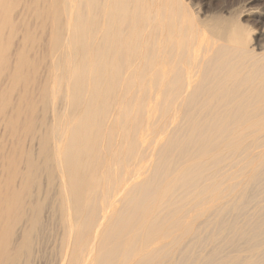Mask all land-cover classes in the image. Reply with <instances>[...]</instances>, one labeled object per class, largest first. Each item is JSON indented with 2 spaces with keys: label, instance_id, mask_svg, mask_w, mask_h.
<instances>
[{
  "label": "bare ground",
  "instance_id": "1",
  "mask_svg": "<svg viewBox=\"0 0 264 264\" xmlns=\"http://www.w3.org/2000/svg\"><path fill=\"white\" fill-rule=\"evenodd\" d=\"M235 26L182 0H0V264L30 252L40 164L64 229L55 264H264V219L215 223L264 181V52ZM35 133L40 161L23 139L7 150ZM235 235L239 255L219 256Z\"/></svg>",
  "mask_w": 264,
  "mask_h": 264
},
{
  "label": "rangeland",
  "instance_id": "2",
  "mask_svg": "<svg viewBox=\"0 0 264 264\" xmlns=\"http://www.w3.org/2000/svg\"><path fill=\"white\" fill-rule=\"evenodd\" d=\"M182 2L186 5L187 9L190 11V13L195 17V19L198 22H201V21H203V22L210 21V23L218 22L219 24L225 26L227 29H228V27L231 26L232 22H234L236 24L235 28L238 29L239 35L246 41L247 46H249L250 49L254 50V52L256 54H261L264 52V0H182ZM31 19H32V17H31ZM33 21L34 20H31L30 23H34ZM46 38L48 39V37H46ZM48 41H49V39H48ZM47 44L48 43H46L42 46L41 51L39 52L40 54H38V57L40 58V60L43 59L44 63L42 64L43 60L40 61V64L42 66L40 65V67H38L36 69H37V75H38L37 77H38L39 84H41V83L44 84L43 80H45V78H46L47 82L49 79V82L52 85V82H51L52 79L48 76V74H46V71H45V66H46V64L48 65V63L50 61V58H48L49 55L47 58H45V55L47 56V54H44V53H48V51H49V48H47L48 47ZM38 71L39 72L41 71L40 74ZM49 82H48V85L50 86ZM36 85L39 86L38 83ZM37 86H34V87H37ZM37 90H39V89L36 88V91ZM37 94H38V91H37ZM61 95H63V94L60 93L58 95L59 98L56 96V99L54 100V103L57 106V108L48 107L49 109L44 111L45 113H43V111H42V114L39 111L42 116L44 115V117H46L45 118L46 123H51L52 119L59 118L58 110L59 109L61 110V106H62L61 105V103H62ZM22 97H24L23 94H22ZM57 98H58V100H57ZM52 110H54V111H52ZM39 112L37 113L38 117H40ZM51 115H54V118ZM36 133L32 134V135L27 134L26 135L27 137L26 136H22V137L20 136L18 138V136H17V138L15 137L16 140H13L14 141L13 143H11L13 136L9 137V139H8L9 142L7 141V146H8L7 150L8 151L11 150V147L13 148L14 144L16 142L20 143L21 139H23L22 144H23L25 150L28 151V149L30 147V150L33 151L32 159L34 158V160H35L38 158L40 161L41 159H43V155L40 154L41 147L39 145V139H38L39 136ZM32 137H34V138H32ZM24 140H25V142H24ZM2 157L0 158V160L2 159L3 165L0 164L1 165L0 168L2 169V168H4L3 166L6 165L5 168L3 169L4 173H5V170L8 169V163L5 162L7 160V156L4 158H2ZM25 159L26 158L23 159V157H22V166L25 163L24 162ZM41 165L42 164H40L39 167L36 168V171H34L35 174L33 173L34 178L36 180V183L32 184L33 185V187H32L33 192L31 193L32 197L27 196L25 198L26 199L25 202H28L30 200L32 202H37V204H40V205L42 203V206L40 208L38 206V209L36 212V215H39V213H40V221L38 222L37 225H35V227L32 230L33 233L30 236L31 237L30 242H32V243H30V249H29L30 252L27 255L28 257L25 255L22 256L23 260L21 258L19 260L18 264H20V263L21 264H55L58 260V251H57L58 246H59L58 243L62 237L60 235H62V232L64 229H63L61 221H60L59 212H57V211L55 212L54 210H52L54 208L55 209L57 208L56 205H55V207H53V203H52V202H54L53 200H54V197L56 194L55 186L54 185L50 186L49 184L47 186V183H48V180L46 179L47 174L44 172L43 166H41ZM1 169H0V176L2 177L1 174H4V173H3V170L1 171ZM258 177H260V179H263L264 175L259 174V176H257V178ZM2 178L4 179V175ZM258 180L259 179H257V181ZM263 188H264V181L259 182V183L255 182V184H251L245 192V195H246L245 199L242 197L244 204H245L242 207V209L241 210L239 209V211L235 210L234 212L232 210H231L232 212L226 211L227 213L223 212L221 214V218L225 217V219H226V223L223 226L224 227L223 232L225 233V235L227 233H229V231L232 229V227H234V225L231 224L233 219L235 220L233 222L235 224H239V225L240 224H248L249 221H250V223H252V222L255 223L254 221H256V220H257V223H260L264 219V214H263L264 213V200L259 202L260 196H262V195L264 196V192L262 194H257V193H260ZM228 194L235 196V191L230 192ZM253 195L256 196L255 200H254L255 196H253ZM27 198H29V199H27ZM250 198H252V200ZM25 208H26V206H25ZM256 209H257L258 217L256 219H254L252 213L254 214L256 212ZM27 211H28V215H29L31 212H29L28 208H27ZM223 214H226V215L222 216ZM230 215L232 216L233 219L231 218ZM218 217H219V219H218ZM218 217L217 216L215 217V223H219V221L221 223L222 220L224 221L223 218L222 219L220 218V215ZM249 217L251 218V220ZM211 218L213 219L214 216L210 217L209 220ZM246 219H247V222H246ZM213 222H214V220H213ZM212 223H211V225L215 224V223H213V224ZM226 226H227V228H226ZM262 227L264 229V226H262ZM244 229L246 231H248L251 229V227H249V226L245 227L244 226ZM19 230L20 229L17 228L16 232L18 234L19 233L20 234L18 236H17V234L15 235V238H14L15 240H17L21 237L22 231L21 230L19 231ZM201 232H199V233L204 235V234H208L209 230L206 232L205 231H201ZM221 243L222 242H220V241L218 242V245H220L219 246L220 250L217 249V248H219L217 245V241H213L211 243L213 245H210V247H208L206 250H203V253L201 252V254L202 255L204 254V255H206L204 257H207V256H209V254L211 252H214L213 255H215V251L217 250L216 252H218V250H219V252L221 253V255H219V256H222V254L225 255L228 252H231V251L234 252L235 251V253H233V255H235V257H236L237 255H239V254H237V251L240 249L238 247V245L243 243V241H240L238 239L237 235H235L233 243L232 242L229 243L228 241H226V243H227L226 246H229V247H226L225 243H222V244ZM212 246H214L213 249H212ZM215 246L217 248H215ZM210 248L213 251L210 250ZM230 248H231V250H230ZM205 253H209V254H205ZM220 253H218V254H220ZM210 255L213 256L212 253ZM260 261H262V259Z\"/></svg>",
  "mask_w": 264,
  "mask_h": 264
}]
</instances>
